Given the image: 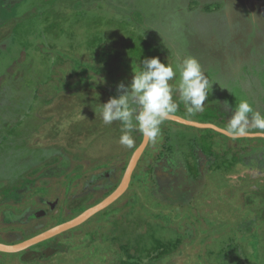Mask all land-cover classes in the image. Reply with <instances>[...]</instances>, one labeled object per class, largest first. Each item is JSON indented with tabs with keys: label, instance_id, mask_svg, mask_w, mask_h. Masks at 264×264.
Returning <instances> with one entry per match:
<instances>
[{
	"label": "rangeland",
	"instance_id": "374dc122",
	"mask_svg": "<svg viewBox=\"0 0 264 264\" xmlns=\"http://www.w3.org/2000/svg\"><path fill=\"white\" fill-rule=\"evenodd\" d=\"M225 11L210 20L195 0H0V243L68 222L120 186L143 136L122 146L121 122L105 125L101 113L144 58L174 69L196 58L213 84L204 110L189 115L174 90V115L226 128L224 102L249 101L237 72L255 61L245 49L263 46L264 0H230ZM160 129L118 201L0 252V264H264V138L169 120ZM195 160L208 164L187 183Z\"/></svg>",
	"mask_w": 264,
	"mask_h": 264
},
{
	"label": "clouds",
	"instance_id": "9594fccd",
	"mask_svg": "<svg viewBox=\"0 0 264 264\" xmlns=\"http://www.w3.org/2000/svg\"><path fill=\"white\" fill-rule=\"evenodd\" d=\"M177 73L179 83L174 89L170 81ZM212 86L194 57L185 58L175 69L169 63H162L159 57L144 58L139 70L134 71L131 83L119 84L118 97L103 104L102 121L105 125L121 122L119 143L122 146H133V131L154 142L160 135V125L177 111L174 90L179 93L187 113L193 115L204 110ZM223 107L232 112L225 131L233 139L248 135L250 128L264 133V115L255 112L247 100H241L234 108L225 101Z\"/></svg>",
	"mask_w": 264,
	"mask_h": 264
},
{
	"label": "water",
	"instance_id": "95a60500",
	"mask_svg": "<svg viewBox=\"0 0 264 264\" xmlns=\"http://www.w3.org/2000/svg\"><path fill=\"white\" fill-rule=\"evenodd\" d=\"M166 120L176 122V123H179V124H182L185 126L198 128V129H213L219 133H222V134L230 137L226 133L225 129L220 128L214 124L191 121V120L185 119L183 117H180V116L174 115V114L170 115ZM257 137H263L264 138V134L263 133H249L248 135L243 136V137H239V138H257ZM236 139H238V138H236ZM149 142L150 141L146 140L143 137L142 143L137 148V150L134 152V154L130 160L129 166L127 168V171H126V174H125V177H124L122 183L111 195H109L103 201H101L97 205L87 209L86 211H84L82 214L75 217L74 219H72L68 222H65L63 224H60V225L38 235V236H36L30 240H27L23 243L10 244V245L0 243V252L18 253V252L25 251V250H27L31 247H34L40 243H43L45 241H48L52 238L59 236L62 233L68 231L69 229H72L74 227L79 226L80 224L87 221L92 216H94L97 213L105 210L106 208L111 206L113 203L118 201L125 194V192L128 190L130 183L132 181V176H133V174L137 168V165H138L142 155L144 154L146 148L148 147Z\"/></svg>",
	"mask_w": 264,
	"mask_h": 264
},
{
	"label": "flooded vegetation",
	"instance_id": "af4514ba",
	"mask_svg": "<svg viewBox=\"0 0 264 264\" xmlns=\"http://www.w3.org/2000/svg\"><path fill=\"white\" fill-rule=\"evenodd\" d=\"M202 1H206V3H203ZM229 1L230 0H195L198 6H201V7L203 6V10L205 11L203 15L209 17L210 20H211V17L214 18L218 16H219L218 19L222 20L220 15L225 16V13H226L225 7H227V5L229 4ZM254 48L252 49V51L249 49H245V52L248 54L250 53L251 58L255 61L250 60V61H246L245 63L242 62V65L238 69L237 75L241 77L239 80L240 82L239 87L245 90L247 94L246 95L247 99L249 100L248 102L252 105L254 111L259 112V113H264V95H263L264 93V69L260 68L259 66V63L262 64L264 62L262 61V58L264 56V43H263V46L258 47V48L254 47ZM255 65L257 66L253 67ZM220 128H223V127H220ZM257 138H263V137H257ZM197 163H198V160H195L194 165H196ZM207 164H208V161H205L200 164L198 163L195 167L197 170L196 173L185 174V180L190 178L189 180L193 179V182L195 183L197 180L195 181L194 176L195 177L197 176L198 168L199 170L201 169L200 172L204 173L203 171L205 170L204 168L207 166ZM175 168H177V172L180 174L177 175L178 176L177 179L173 180V184L178 183V185H181L179 186V188L181 189L182 182L178 181V179H184V176H183L184 173L178 170L177 165H175ZM189 180H186V182L190 183ZM194 183H193V186L191 187H194ZM185 186L186 184L183 185L184 189H185ZM183 191H180V192L172 191V192L173 194L179 196L180 193H182Z\"/></svg>",
	"mask_w": 264,
	"mask_h": 264
},
{
	"label": "crops",
	"instance_id": "0c3cea01",
	"mask_svg": "<svg viewBox=\"0 0 264 264\" xmlns=\"http://www.w3.org/2000/svg\"><path fill=\"white\" fill-rule=\"evenodd\" d=\"M175 114V113H174ZM177 115V114H176Z\"/></svg>",
	"mask_w": 264,
	"mask_h": 264
}]
</instances>
